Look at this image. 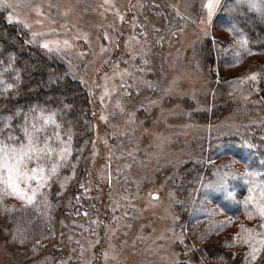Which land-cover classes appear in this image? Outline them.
Instances as JSON below:
<instances>
[{"label":"rangeland","instance_id":"1","mask_svg":"<svg viewBox=\"0 0 264 264\" xmlns=\"http://www.w3.org/2000/svg\"><path fill=\"white\" fill-rule=\"evenodd\" d=\"M223 1L0 0L7 22L82 85L95 123L83 171L64 178L62 138L43 157L0 139V195L32 203L49 183L66 181L53 240L18 253L0 237V264H197L190 257L213 230L208 190L247 187L241 149L264 166V100L248 67L264 56H245L236 33L214 22ZM243 2L257 3L236 5ZM189 163L211 168L196 192L184 182ZM244 195L259 213L223 225L218 236L232 234L234 257L205 264H243L247 251L250 263L264 262V187Z\"/></svg>","mask_w":264,"mask_h":264},{"label":"trees","instance_id":"2","mask_svg":"<svg viewBox=\"0 0 264 264\" xmlns=\"http://www.w3.org/2000/svg\"><path fill=\"white\" fill-rule=\"evenodd\" d=\"M236 1L224 0L214 22L236 33L240 45L238 51L244 49L245 56H264V0H256L257 3L252 2V5L243 2L238 6ZM8 39L14 41L16 49ZM208 55L213 59L215 50L209 47ZM50 58L41 47L33 46L27 41V34L23 29L7 22L4 15L0 14L1 142L8 147L29 144L32 157H43L46 152L56 149V144L53 143L55 139L62 138V142L67 143L65 153L70 152L64 156V162L60 163L65 167L61 177L64 178L63 175L67 172L83 171L81 162L94 139L95 123L85 89L69 76L63 64ZM251 63L248 65L249 71L259 75L257 90L264 100V64L257 61ZM33 83L39 84L36 90L32 89ZM255 138L253 141L257 140ZM238 153V157H235L243 166L245 177L242 179L249 182L243 181V185L247 187L242 190L230 187L231 191L226 192L222 187L224 182L208 190L206 199L212 207H206V210H213V215L210 216L213 221L207 224H211L213 230L204 247L193 253L192 257L189 256L197 264H205L203 260H232L234 248H238V244L234 242L230 232L222 237L218 235L223 232L224 226L228 227L231 221H237L239 215L259 213L258 204L254 205L243 199L247 198L244 194L251 186L264 187V166L262 163L256 164L258 159L252 151L241 149ZM208 169L201 163H189L186 166L184 182L188 192L198 190L204 172H209L211 168ZM77 175V179H72L68 184L71 189L78 186L77 181L81 175ZM65 182L49 183V190H45L44 195L32 203L17 202L14 196L0 195V237L5 239L8 250L18 253L33 250L32 248L41 250L42 244L53 240L57 228L56 215L61 209L59 202L62 200L57 195L60 194V185ZM189 200L187 197V201ZM185 218L184 216L183 220ZM248 227L250 226L246 225L243 228L249 229ZM254 228L262 230L261 226ZM251 258V253L247 251L241 261L243 260V264H252L249 261Z\"/></svg>","mask_w":264,"mask_h":264},{"label":"snow or ice","instance_id":"3","mask_svg":"<svg viewBox=\"0 0 264 264\" xmlns=\"http://www.w3.org/2000/svg\"><path fill=\"white\" fill-rule=\"evenodd\" d=\"M212 7V5H211V3L209 4V8H211ZM25 156H27L28 154L27 153H25L24 154ZM23 159V157L22 156H18L16 159H15V163L16 164H19L20 162H21V160ZM7 169H8V171L11 173L12 171H14V168L12 167V166H10L7 162H5V165H4ZM261 212H262V214H264V208H261Z\"/></svg>","mask_w":264,"mask_h":264}]
</instances>
